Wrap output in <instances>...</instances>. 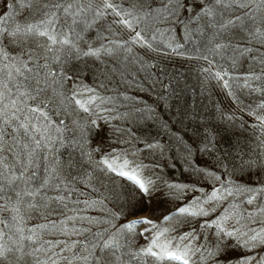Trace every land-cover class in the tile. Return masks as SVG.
<instances>
[{
    "label": "snow or ice",
    "instance_id": "obj_1",
    "mask_svg": "<svg viewBox=\"0 0 264 264\" xmlns=\"http://www.w3.org/2000/svg\"><path fill=\"white\" fill-rule=\"evenodd\" d=\"M0 9V264H264V185H239L197 168L220 186L159 219L138 216L152 205L157 180L126 152L117 153L105 132L108 126L123 134L111 122L133 114L119 111L127 107L122 94L108 88L116 79L127 80L135 62L132 45L155 51L153 42L163 39L172 52L185 55L173 35L179 31L197 51L223 57L230 50L233 68L248 64L247 71L217 72L215 78L230 89L239 110L257 121L252 127L260 131L256 139L264 157V0H3ZM9 10L22 16L11 27ZM93 29L95 37L87 36ZM123 30L130 33L127 39ZM90 72L91 84L84 79ZM229 81L259 99L245 103ZM161 87L169 85L161 81ZM204 131L211 139L203 150L211 151L213 131ZM97 173L131 182L139 200L127 209L108 207ZM167 187L170 194L199 190ZM98 205L103 216L84 215ZM57 231L68 239L44 238ZM139 237L147 243L133 247Z\"/></svg>",
    "mask_w": 264,
    "mask_h": 264
},
{
    "label": "rangeland",
    "instance_id": "obj_2",
    "mask_svg": "<svg viewBox=\"0 0 264 264\" xmlns=\"http://www.w3.org/2000/svg\"><path fill=\"white\" fill-rule=\"evenodd\" d=\"M2 3L3 0H0V4ZM124 6L130 7L128 4ZM9 14L11 19L8 20L7 27H11L22 19L21 15H12L10 10ZM179 27L177 25L178 30ZM95 35V29L87 33V36L93 38ZM129 35L128 30H123L125 39ZM173 35H176V38L184 44L179 52L186 53L185 55L172 52L171 48L165 46L168 41L163 39L153 42L157 48L155 51L138 44L132 45L133 51L130 58L134 57L135 62L129 65L131 71L127 74V80L116 79L115 82L108 84V88H115L122 94L120 103L127 105V107H121L119 111L133 114L123 120L111 122L112 125L125 129L123 134L114 133L110 127L106 126V135L115 141L112 147H115L117 153L126 152V158L129 161L146 166L143 169L145 176L157 180L158 191L154 194L152 205L142 212H137L138 216H150L156 219L175 211L178 206L191 198H202L203 194L210 193L215 187L220 186L219 181H215L204 172H198L197 168L214 172L223 179L231 178L239 185H264V157L260 155L259 141L256 139L260 131L252 127L257 121L239 110L233 96L229 95L230 89L225 88L223 82L215 78L217 72L228 71L235 75L237 72L247 71L248 64L242 62L241 65L233 68L229 59L232 55L230 50L223 57L214 55L204 48L197 51V45L184 43L182 32L178 31ZM204 56L208 59H204ZM84 79L86 83H93L91 72ZM225 79L228 78L225 77ZM161 81L169 87L162 88ZM229 83L232 84L231 90L241 95L245 103L259 99V97H250L246 93L242 94L235 81H229ZM101 91L105 90L101 89ZM106 94L116 93L106 92ZM123 95H127L129 99L124 100ZM136 108L145 109V111L137 113ZM147 108L154 111L149 113ZM229 115L235 119H227ZM165 123L168 125L167 128L164 127ZM98 124L103 125L104 121L100 120ZM205 128L213 131L215 137L212 140L214 148L211 151L203 150L204 144L211 139H206ZM150 143H158L161 147L148 148L147 145ZM188 146L192 149L190 153ZM65 158H67L66 155ZM247 160H254L257 163L241 166V161ZM97 175H100L103 180V186L97 183V187L109 195L106 201L108 207L124 205L127 209L129 204H136L139 200L138 190L131 182L118 176L105 177L101 173ZM165 182L185 184L189 186V189L199 190L170 194V189ZM80 188L84 190L82 185ZM92 196L95 198L97 194L92 193ZM113 196L117 199H112ZM233 199L235 198L229 197V200ZM136 206L140 207L138 204ZM241 207L249 206L241 205ZM100 209L101 206L98 205L94 209H89L84 215L103 216L104 213ZM219 211L218 207L217 213ZM68 214L74 215V213ZM56 218L52 217V219ZM37 222L44 223L43 220H33L30 224ZM120 222L116 221V223ZM192 222L196 223V221ZM0 228H3V225H0ZM142 228L143 226L139 230ZM181 230L184 228L182 227ZM44 238L68 239L60 235L58 231L52 234L45 233ZM72 239H79V237L73 236ZM146 243L143 237H139L133 242V247ZM64 255H71V253L67 252ZM133 264H143V261H134ZM162 264H176V262L164 261Z\"/></svg>",
    "mask_w": 264,
    "mask_h": 264
}]
</instances>
